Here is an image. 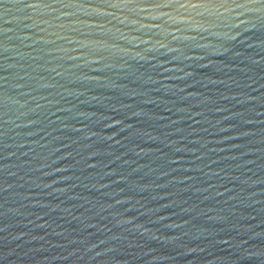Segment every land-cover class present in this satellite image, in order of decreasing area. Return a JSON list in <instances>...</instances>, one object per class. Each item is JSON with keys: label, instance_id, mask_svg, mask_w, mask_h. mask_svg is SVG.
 <instances>
[{"label": "water", "instance_id": "obj_1", "mask_svg": "<svg viewBox=\"0 0 264 264\" xmlns=\"http://www.w3.org/2000/svg\"><path fill=\"white\" fill-rule=\"evenodd\" d=\"M0 264H264V0H0Z\"/></svg>", "mask_w": 264, "mask_h": 264}, {"label": "snow or ice", "instance_id": "obj_2", "mask_svg": "<svg viewBox=\"0 0 264 264\" xmlns=\"http://www.w3.org/2000/svg\"><path fill=\"white\" fill-rule=\"evenodd\" d=\"M242 6V5H241Z\"/></svg>", "mask_w": 264, "mask_h": 264}]
</instances>
